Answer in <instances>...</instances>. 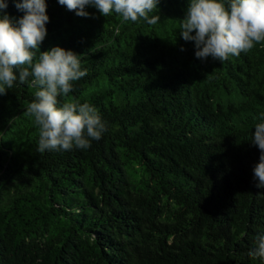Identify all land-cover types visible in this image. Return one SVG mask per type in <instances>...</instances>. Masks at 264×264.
I'll list each match as a JSON object with an SVG mask.
<instances>
[{
    "label": "trees",
    "instance_id": "1",
    "mask_svg": "<svg viewBox=\"0 0 264 264\" xmlns=\"http://www.w3.org/2000/svg\"><path fill=\"white\" fill-rule=\"evenodd\" d=\"M16 2L4 10L14 23ZM45 2L40 50L81 55L87 74L67 99L107 130L88 149L41 153L25 115L37 89L17 80L0 95V264H264L249 255L264 235L251 142L264 43L197 58L180 35L189 0H160L154 25Z\"/></svg>",
    "mask_w": 264,
    "mask_h": 264
},
{
    "label": "clouds",
    "instance_id": "2",
    "mask_svg": "<svg viewBox=\"0 0 264 264\" xmlns=\"http://www.w3.org/2000/svg\"><path fill=\"white\" fill-rule=\"evenodd\" d=\"M58 2L82 17L91 15L85 11L91 6L104 17L114 12L123 22L143 20L154 25L159 20L158 15L150 14L160 0ZM16 7L25 14L14 23L4 12L5 0H0V95H6L17 80L37 89L25 115L38 129L39 152L90 148L107 127L94 106L67 99L73 82L87 74L81 55L59 46L40 50L49 22L45 0H17ZM180 28L185 41L195 42L197 58L211 57L222 63L264 43V0H189ZM258 119L264 121V112ZM251 142L261 152L253 169L256 187L264 189V122L255 124ZM249 255L264 258V235L257 236Z\"/></svg>",
    "mask_w": 264,
    "mask_h": 264
}]
</instances>
